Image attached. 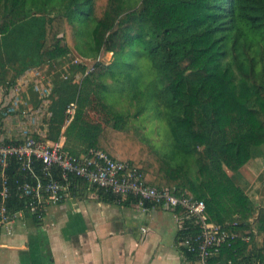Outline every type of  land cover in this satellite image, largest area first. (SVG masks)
Instances as JSON below:
<instances>
[{"label": "trees", "instance_id": "1", "mask_svg": "<svg viewBox=\"0 0 264 264\" xmlns=\"http://www.w3.org/2000/svg\"><path fill=\"white\" fill-rule=\"evenodd\" d=\"M73 51L97 61L90 71L70 63L62 74L48 72L54 88L42 137L65 139L74 155L102 149L129 162L149 186L191 192L211 221L240 223L239 238L218 259L252 264L243 237H254V228L264 233V207L241 179L264 147V0H0L5 93L29 70L71 60ZM105 53L115 55V65L99 61ZM77 72H86L80 82ZM30 93L37 107L42 99ZM124 98L133 113L118 110ZM73 102L77 110L66 124ZM92 102L112 124L91 125ZM149 115L163 124L162 150L130 124ZM4 133L0 119V138ZM6 174L9 212L37 221L19 197L23 173L11 166ZM263 253L264 244L255 257Z\"/></svg>", "mask_w": 264, "mask_h": 264}, {"label": "built area", "instance_id": "2", "mask_svg": "<svg viewBox=\"0 0 264 264\" xmlns=\"http://www.w3.org/2000/svg\"><path fill=\"white\" fill-rule=\"evenodd\" d=\"M83 59L76 57L73 63L81 64ZM99 61L104 62L100 58ZM46 66L48 69L49 66ZM38 69L26 72L8 92L3 90L0 102L4 132L10 118L23 117L27 123L21 129L26 137L9 139V142L4 140V136L0 138V232L5 228L9 230L15 218L7 207L10 188L6 172L9 167L17 166L23 173L19 197L28 201L31 214L39 221L44 219L51 206L61 203L68 192L85 182L111 194L119 202L132 197L144 207L150 204L181 213L177 240L187 253L185 264H233L231 260L220 261L218 257L239 238L238 221L224 224L211 221L206 203L196 199L191 192L179 195L168 188L149 186L144 182L142 173L129 162L114 159L102 149L89 148L74 155L64 148L63 139L58 142L45 140L42 137L45 132L38 128L48 114L54 85L51 75L37 78ZM63 77L66 79L68 76ZM26 87L29 89L25 90ZM31 89L42 99L37 107L30 105ZM76 110V102L67 107L66 124L72 121ZM251 223L253 225V220ZM142 231L146 233V227ZM243 240L250 243L252 237L247 235ZM252 264H264V257Z\"/></svg>", "mask_w": 264, "mask_h": 264}, {"label": "crops", "instance_id": "3", "mask_svg": "<svg viewBox=\"0 0 264 264\" xmlns=\"http://www.w3.org/2000/svg\"><path fill=\"white\" fill-rule=\"evenodd\" d=\"M254 161L242 170L241 182L249 181ZM100 192L81 182L43 220L16 213L10 229L0 232V264H185L187 253L177 240L181 213L144 207L131 197L106 201ZM254 203L264 207L263 200ZM263 244L264 233L254 228L246 255L258 260Z\"/></svg>", "mask_w": 264, "mask_h": 264}, {"label": "rangeland", "instance_id": "4", "mask_svg": "<svg viewBox=\"0 0 264 264\" xmlns=\"http://www.w3.org/2000/svg\"><path fill=\"white\" fill-rule=\"evenodd\" d=\"M137 6L140 5L139 2L136 3ZM74 52V51H73ZM76 57H80L76 52H74V54H72L71 60H66L65 62H58L56 60V62H54L51 66H49V68L47 69V66L41 67L40 69H38L40 71V73L36 76L39 79H42L43 76L45 75H50V74H54V73H60L62 74V70H66L68 68L69 69L72 67L71 65L74 64L73 60ZM100 59L103 60L104 62H108V64H112L115 65L116 61H112L113 60V55L110 53H105L102 54L100 56ZM110 60V61H109ZM71 61V62H70ZM83 63H81V65H85L88 69V71H90L95 62L97 60H93V59H88V58H84ZM71 63V65H69ZM69 65V66H68ZM49 70V71H48ZM48 72L50 74H48ZM87 72V71H86ZM85 72V73H86ZM85 73L83 72H77V74L74 76V78L80 82L81 79L84 77ZM51 75V76H52ZM29 83V79L27 78ZM107 82H111V80L109 79ZM29 88L26 87L25 90H28ZM14 92V91H12ZM2 93V94H1ZM4 92L0 91V102H1V98L3 96ZM126 98L122 99V102H119L118 104H116L118 110L123 111V112H131L133 113L135 111V108L131 107L128 102L125 100ZM88 109V115L89 118H92L93 122H97L99 124V126L104 127L108 124H112L113 122L108 121L107 119V115L105 113V111H103L101 109V107H99L98 105H96L95 102H92L89 105ZM47 114H45L44 118L41 120V123L39 125L38 130H41L43 132H45V129L47 126L44 124V120L46 119ZM7 122L9 124H6V132L4 133V137L8 138V139H12V140H19L22 139L24 137H26L25 134L22 133L21 129H23V127L25 125H27L26 120L23 119V117H13L10 118L9 121L7 120ZM130 124L132 126H137L136 130H143L142 136L141 138L149 143H153L155 144L159 150H162V143L163 142V138H162V125H160L159 122H157L154 119V115H149V116H139L138 118H131L130 120ZM5 126V125H4ZM256 153V152H255ZM254 160L256 159V161H254L253 165V169L252 171H249L246 175V179L249 181L241 182V186L245 189L246 193L249 195V197L253 200L256 201L257 203L260 200L264 201V147H262L260 149V151L255 155V158H253ZM253 159L251 161H253ZM249 176L252 177V179L248 178ZM249 184V185H248Z\"/></svg>", "mask_w": 264, "mask_h": 264}]
</instances>
